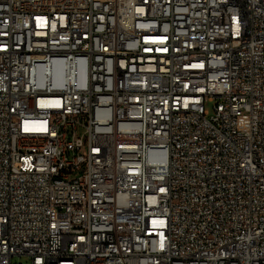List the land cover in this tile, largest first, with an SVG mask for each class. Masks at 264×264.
<instances>
[{
    "label": "built area",
    "instance_id": "obj_1",
    "mask_svg": "<svg viewBox=\"0 0 264 264\" xmlns=\"http://www.w3.org/2000/svg\"><path fill=\"white\" fill-rule=\"evenodd\" d=\"M0 264H264V0H0Z\"/></svg>",
    "mask_w": 264,
    "mask_h": 264
},
{
    "label": "rangeland",
    "instance_id": "obj_2",
    "mask_svg": "<svg viewBox=\"0 0 264 264\" xmlns=\"http://www.w3.org/2000/svg\"><path fill=\"white\" fill-rule=\"evenodd\" d=\"M250 124V115L247 112H244L242 116L239 118V128L241 130H246L249 127ZM14 262H25L28 261L26 257H15L13 258Z\"/></svg>",
    "mask_w": 264,
    "mask_h": 264
},
{
    "label": "bare ground",
    "instance_id": "obj_3",
    "mask_svg": "<svg viewBox=\"0 0 264 264\" xmlns=\"http://www.w3.org/2000/svg\"><path fill=\"white\" fill-rule=\"evenodd\" d=\"M60 251H68V256L80 255V242H73V247L68 249V244H60Z\"/></svg>",
    "mask_w": 264,
    "mask_h": 264
}]
</instances>
